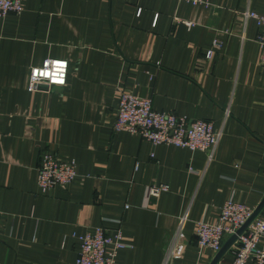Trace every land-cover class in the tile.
Wrapping results in <instances>:
<instances>
[{
  "label": "crops",
  "instance_id": "0c3cea01",
  "mask_svg": "<svg viewBox=\"0 0 264 264\" xmlns=\"http://www.w3.org/2000/svg\"><path fill=\"white\" fill-rule=\"evenodd\" d=\"M205 1L21 0L19 14L0 17V264H76L78 237L95 226L121 229L118 264H162L183 215L184 253L166 264H209L217 251L197 244L196 221L214 222L229 198L258 205L264 65L244 12L264 14V0ZM46 58L67 60L66 83L28 90ZM122 91L212 121V159L114 131ZM43 152L74 160L69 185L38 188ZM159 184L168 191L146 199Z\"/></svg>",
  "mask_w": 264,
  "mask_h": 264
},
{
  "label": "built area",
  "instance_id": "2783aa9c",
  "mask_svg": "<svg viewBox=\"0 0 264 264\" xmlns=\"http://www.w3.org/2000/svg\"><path fill=\"white\" fill-rule=\"evenodd\" d=\"M192 4L203 3L205 0H186ZM22 11L21 0H0V17L9 13L19 14ZM245 18L255 20L260 32L257 42L260 47V62L264 65V14L254 11H245ZM187 27L192 26L190 21H181ZM217 40L213 41V47L219 46ZM214 50L208 49L205 58L209 59ZM61 61L66 63L65 83L68 62L61 58H46L40 65L30 68L28 90L35 89L39 84L47 86H62L52 83L48 78L40 77L41 82L31 81L32 70L45 68V61ZM51 68V64L48 65ZM64 83V84H65ZM63 84V85H64ZM225 113L228 111L226 109ZM113 130H125L137 133L143 139L154 145L164 144L175 147H184L190 151H202L206 153L207 161L213 157L221 130L216 129L213 122L205 119H190L184 115H177L167 111H156L152 108L149 97L134 95L128 91H122L118 99L117 114L113 121ZM74 160H62L55 154L43 152L37 169V186L41 190H48L56 185H69L75 175ZM167 184L152 185L146 190V199L158 196L161 192L168 191ZM254 207L245 205L229 198L220 208L217 219L214 222L196 221L195 236L200 247H209L218 251L226 237L233 234L252 214ZM185 215L180 217L178 225L172 237L165 247L164 260L181 259L184 250L183 224ZM80 249L75 259L76 264H118L116 257L120 249L129 246L123 240L121 229L118 227L109 231L102 226L87 229L78 237ZM264 240V206L259 214L249 223L246 229L237 236L233 250V260L230 264H264V247L260 244ZM177 264H183L178 262Z\"/></svg>",
  "mask_w": 264,
  "mask_h": 264
},
{
  "label": "clouds",
  "instance_id": "9594fccd",
  "mask_svg": "<svg viewBox=\"0 0 264 264\" xmlns=\"http://www.w3.org/2000/svg\"><path fill=\"white\" fill-rule=\"evenodd\" d=\"M51 64V68L48 65ZM66 63L61 61H45L43 70L33 69L31 81L41 82L40 77L48 78L52 83L63 85L65 83Z\"/></svg>",
  "mask_w": 264,
  "mask_h": 264
},
{
  "label": "water",
  "instance_id": "95a60500",
  "mask_svg": "<svg viewBox=\"0 0 264 264\" xmlns=\"http://www.w3.org/2000/svg\"><path fill=\"white\" fill-rule=\"evenodd\" d=\"M42 87H45V86H42ZM263 206H264V196L261 199V201L258 203V205L256 207H254V210H253L252 214L250 215V217L233 234H231L228 238H226L222 242L220 249L217 251L216 255L214 256V258L212 259V261L209 264H216L217 263V261L221 257V255L231 247V245L236 240L237 236L239 234H241L246 229V227L249 225V223L259 214V212L261 211Z\"/></svg>",
  "mask_w": 264,
  "mask_h": 264
}]
</instances>
